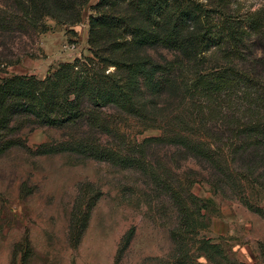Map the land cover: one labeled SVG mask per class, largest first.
Masks as SVG:
<instances>
[{
  "label": "trees",
  "instance_id": "trees-1",
  "mask_svg": "<svg viewBox=\"0 0 264 264\" xmlns=\"http://www.w3.org/2000/svg\"><path fill=\"white\" fill-rule=\"evenodd\" d=\"M88 1L12 0V5L24 20L22 23L35 27L44 18L62 24L78 23ZM90 10L87 36L90 56L61 62L49 69L43 79L14 75L0 81V156L12 147L23 146L13 134L24 127L83 124L91 132L112 136L118 122H111L112 115L104 111L108 108L119 119L126 116L147 120L143 94L164 93L170 75L181 66L176 61L156 62L143 55L145 50L159 47L193 60L199 54L216 50L223 64L193 74L185 85L197 103L192 111L201 117L199 131L206 137L198 136L180 119L169 135L145 139L125 150L82 139L41 145L35 155L68 153L134 170L164 194L176 212V224L168 232L172 249L166 259L152 258L149 264H203L200 258L212 264L227 263L224 249L200 235L208 227L202 214L207 206L190 192L191 183L176 181L173 185L163 180L146 161L144 145H176L203 160L212 171L215 193L239 202L264 219V208L259 206L264 195V119L257 116L264 111V92L248 73L229 64L242 56L251 37L264 40V10L244 20L217 22L213 20V11L194 0H98ZM193 26L199 27V32L187 33ZM5 28L0 19V29ZM239 96L240 102L251 107L250 117L234 118L231 122L226 115L221 116L228 137L209 132L206 125L215 118L212 113L218 99ZM99 197L93 185L79 186L68 224L67 240L71 248L79 246ZM133 235L134 229L130 228L121 239L115 264ZM18 254L20 264L29 263L32 249L27 234L13 246L12 264Z\"/></svg>",
  "mask_w": 264,
  "mask_h": 264
},
{
  "label": "rangeland",
  "instance_id": "rangeland-1",
  "mask_svg": "<svg viewBox=\"0 0 264 264\" xmlns=\"http://www.w3.org/2000/svg\"><path fill=\"white\" fill-rule=\"evenodd\" d=\"M97 1H88L78 23L62 24L44 18L32 27L22 23L12 0H0V19L6 24L0 29V81L14 75L43 79L47 70L61 62L90 56L88 16ZM194 1L213 11L214 22L240 21L264 10V0ZM199 30L193 26L187 33L197 34ZM143 55L159 63L176 61L181 66L170 75L164 93L143 94V106L150 116L147 120L119 119L108 108L104 111L112 115L111 122H118L112 136L91 132L83 124L24 127L14 132L13 138L23 146L12 147L0 156V264H12L13 246L25 234L32 249L28 264H115L121 239L130 228L134 229L133 238L117 264H149L152 258L169 256L172 245L168 232L176 224V212L170 200L139 172L68 153L35 155L41 145L82 139L125 150L145 139L169 135L180 119L198 136L206 137L199 131L201 117L192 111L197 103L185 85L193 74L222 65L219 52L211 50L193 60L157 47L145 50ZM229 64L248 73L264 92V40L251 37L242 56ZM238 98L218 99L212 113L215 118L206 125L209 132L228 137L221 116L226 115L231 122L250 117L251 107ZM257 116L264 119V111ZM144 151L146 161L163 180L173 185L176 181L191 183L190 192L207 206L202 214L208 227L200 235L224 249L228 262L219 264H264V219L239 202L215 193L206 162L166 143H148ZM86 184L93 185L100 197L79 246L73 249L67 240L69 217L79 186ZM259 206L264 208V195ZM20 257L16 256L15 264H20ZM199 261L212 264L204 258Z\"/></svg>",
  "mask_w": 264,
  "mask_h": 264
},
{
  "label": "crops",
  "instance_id": "crops-1",
  "mask_svg": "<svg viewBox=\"0 0 264 264\" xmlns=\"http://www.w3.org/2000/svg\"><path fill=\"white\" fill-rule=\"evenodd\" d=\"M67 62H70V61H67ZM53 68V67H52ZM48 71V70H47Z\"/></svg>",
  "mask_w": 264,
  "mask_h": 264
}]
</instances>
